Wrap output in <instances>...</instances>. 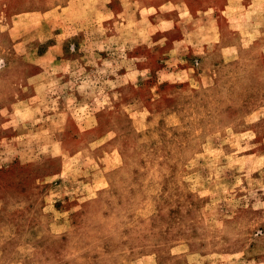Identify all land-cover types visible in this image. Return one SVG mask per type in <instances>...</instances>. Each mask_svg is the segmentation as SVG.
I'll list each match as a JSON object with an SVG mask.
<instances>
[{"label":"rangeland","instance_id":"374dc122","mask_svg":"<svg viewBox=\"0 0 264 264\" xmlns=\"http://www.w3.org/2000/svg\"><path fill=\"white\" fill-rule=\"evenodd\" d=\"M0 264H264V0H0Z\"/></svg>","mask_w":264,"mask_h":264}]
</instances>
